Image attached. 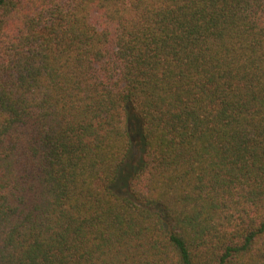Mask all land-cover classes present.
Here are the masks:
<instances>
[{
  "label": "trees",
  "instance_id": "1",
  "mask_svg": "<svg viewBox=\"0 0 264 264\" xmlns=\"http://www.w3.org/2000/svg\"><path fill=\"white\" fill-rule=\"evenodd\" d=\"M0 264H264V0H0Z\"/></svg>",
  "mask_w": 264,
  "mask_h": 264
}]
</instances>
